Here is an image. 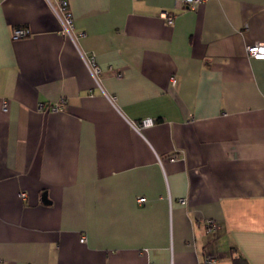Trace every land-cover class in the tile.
<instances>
[{
  "label": "crops",
  "instance_id": "crops-1",
  "mask_svg": "<svg viewBox=\"0 0 264 264\" xmlns=\"http://www.w3.org/2000/svg\"><path fill=\"white\" fill-rule=\"evenodd\" d=\"M67 1L0 0V264H264V0Z\"/></svg>",
  "mask_w": 264,
  "mask_h": 264
},
{
  "label": "built area",
  "instance_id": "built-area-1",
  "mask_svg": "<svg viewBox=\"0 0 264 264\" xmlns=\"http://www.w3.org/2000/svg\"><path fill=\"white\" fill-rule=\"evenodd\" d=\"M181 2H186L188 7L191 9H196L199 5L203 4L207 0H178ZM51 9L54 11L56 16L61 22V32L67 36H69L73 42L76 43V34L74 32V23H73V18L72 14L69 8V3L67 0H57L56 3L51 2L48 0ZM162 17L165 19L167 23H172L174 16L166 11L161 12ZM28 35V30L23 28V27H16L13 29L12 32V37L13 38H20L23 36ZM247 52L249 56L253 58H262L264 59V40H258L255 41L247 46ZM80 55L89 70L91 76L93 77L95 83L97 85H100L99 82V73H100V68L99 66L95 63L94 60V54L90 53H83L80 52ZM116 74H120L119 71H117ZM171 82L174 84L176 82V79L174 76H171ZM7 103L5 100L2 101V108L6 109ZM38 108L43 110L44 112L52 111L56 112L62 108L61 102H54V103H46V102H40L38 104ZM153 123V119L151 117H145L139 120V122H133L131 123L136 129L140 130V128L149 126ZM170 159H174V156H170ZM21 196L25 195V192H20ZM138 202H143L145 201V197L141 196L137 198ZM181 201H184V199H181ZM205 229L207 231H213L216 229V223L212 219H207L204 222ZM84 236L81 237V240H84ZM217 258V254L215 253H210L207 254L203 257V259L199 262V264H212Z\"/></svg>",
  "mask_w": 264,
  "mask_h": 264
},
{
  "label": "water",
  "instance_id": "water-1",
  "mask_svg": "<svg viewBox=\"0 0 264 264\" xmlns=\"http://www.w3.org/2000/svg\"><path fill=\"white\" fill-rule=\"evenodd\" d=\"M41 200L47 202V193L45 191H43L41 194Z\"/></svg>",
  "mask_w": 264,
  "mask_h": 264
}]
</instances>
